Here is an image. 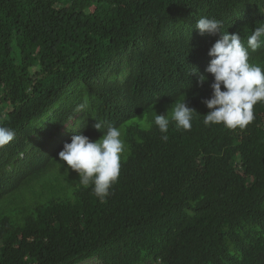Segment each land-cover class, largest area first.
Returning <instances> with one entry per match:
<instances>
[{
  "label": "trees",
  "instance_id": "obj_1",
  "mask_svg": "<svg viewBox=\"0 0 264 264\" xmlns=\"http://www.w3.org/2000/svg\"><path fill=\"white\" fill-rule=\"evenodd\" d=\"M263 1L0 0V126L15 131L0 147V264H264V103L243 129L204 124L219 34L194 29L207 16L242 40ZM184 100L188 131L171 120ZM83 117L96 138L120 123L133 150L103 203L58 157Z\"/></svg>",
  "mask_w": 264,
  "mask_h": 264
},
{
  "label": "clouds",
  "instance_id": "obj_2",
  "mask_svg": "<svg viewBox=\"0 0 264 264\" xmlns=\"http://www.w3.org/2000/svg\"><path fill=\"white\" fill-rule=\"evenodd\" d=\"M244 20L249 23L250 32L242 40L239 33L223 31V22L215 18L202 16L194 25L201 36L219 34V39L207 53L210 62L205 72L211 74L213 81L210 98L202 100L209 109L204 115L206 126L223 124L230 129H243L255 119L254 106L264 103V1ZM197 72L196 68L192 73ZM207 80V75L200 74L197 83L203 86ZM87 108L88 101L85 100L77 110L84 112ZM194 111L186 100L177 102L172 109L171 120L175 121L177 128L191 130ZM154 124L162 134L161 140L167 142L168 115L156 114ZM70 125L69 130L62 129L60 132L59 139L65 144L58 157L66 162L63 164L65 167L78 173L83 186H93V192L100 202H106L110 189L119 179L121 168L131 161L133 150L126 145L122 130L116 125L109 124L100 138L86 131L88 125L85 117L79 122L71 120L67 126ZM93 127L101 132L103 124L96 121ZM141 127H144L142 120ZM14 137L13 129L0 126V147L10 143ZM69 138L70 143L66 142Z\"/></svg>",
  "mask_w": 264,
  "mask_h": 264
},
{
  "label": "rangeland",
  "instance_id": "obj_3",
  "mask_svg": "<svg viewBox=\"0 0 264 264\" xmlns=\"http://www.w3.org/2000/svg\"><path fill=\"white\" fill-rule=\"evenodd\" d=\"M87 264H96V262L90 260Z\"/></svg>",
  "mask_w": 264,
  "mask_h": 264
}]
</instances>
